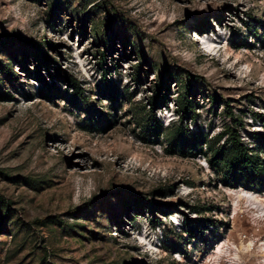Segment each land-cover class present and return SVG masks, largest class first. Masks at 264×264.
<instances>
[{
    "label": "rangeland",
    "instance_id": "rangeland-1",
    "mask_svg": "<svg viewBox=\"0 0 264 264\" xmlns=\"http://www.w3.org/2000/svg\"><path fill=\"white\" fill-rule=\"evenodd\" d=\"M232 129L264 137V0H0V264H264V190L210 165Z\"/></svg>",
    "mask_w": 264,
    "mask_h": 264
},
{
    "label": "trees",
    "instance_id": "trees-1",
    "mask_svg": "<svg viewBox=\"0 0 264 264\" xmlns=\"http://www.w3.org/2000/svg\"><path fill=\"white\" fill-rule=\"evenodd\" d=\"M114 22L115 18L112 19ZM141 64L136 65L138 71L135 73L136 80H143L144 70L140 69ZM60 74V68L58 69ZM67 82L72 86L75 95H83V89L78 82V80L72 76H67ZM189 84L187 85V87ZM163 86L159 85L154 93V96L150 97L151 112L152 117L148 119L150 122V130L155 131L156 134H160L161 124L155 117V111L157 109H162L168 107L169 99L166 97L162 91ZM101 93L107 99L116 102L119 95V88L110 83L109 80L103 79ZM178 103V102H176ZM183 102H180L178 107H181ZM187 109V107H186ZM171 139L170 145L178 148L183 153L189 150L193 154L202 151L203 141H208L202 133H190L185 131L181 127H176V129L171 128L170 130ZM227 139V147L220 148L215 151V156L211 158L210 165L213 167L221 169L225 176L223 178V183L226 186L232 188H245L251 189H261L264 190V157L261 156L264 149V137H256L257 147L249 146L242 139L240 134L236 129H232ZM213 150V146H210ZM145 204L148 205L151 211L157 208V204L153 200L145 199L143 200ZM187 224V222H185ZM205 225V222H199L197 228Z\"/></svg>",
    "mask_w": 264,
    "mask_h": 264
},
{
    "label": "bare ground",
    "instance_id": "bare-ground-1",
    "mask_svg": "<svg viewBox=\"0 0 264 264\" xmlns=\"http://www.w3.org/2000/svg\"><path fill=\"white\" fill-rule=\"evenodd\" d=\"M238 191H240L242 193L244 191V189H239ZM245 193H248V192L245 191Z\"/></svg>",
    "mask_w": 264,
    "mask_h": 264
}]
</instances>
